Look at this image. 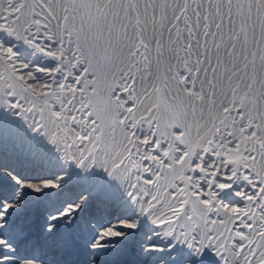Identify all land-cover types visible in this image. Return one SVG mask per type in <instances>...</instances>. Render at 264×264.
Listing matches in <instances>:
<instances>
[{
  "label": "snow or ice",
  "instance_id": "snow-or-ice-1",
  "mask_svg": "<svg viewBox=\"0 0 264 264\" xmlns=\"http://www.w3.org/2000/svg\"><path fill=\"white\" fill-rule=\"evenodd\" d=\"M0 264H264V0H0Z\"/></svg>",
  "mask_w": 264,
  "mask_h": 264
}]
</instances>
